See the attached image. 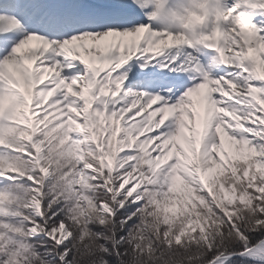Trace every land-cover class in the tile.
<instances>
[{"label":"snow or ice","instance_id":"snow-or-ice-1","mask_svg":"<svg viewBox=\"0 0 264 264\" xmlns=\"http://www.w3.org/2000/svg\"><path fill=\"white\" fill-rule=\"evenodd\" d=\"M0 264H264V0H0Z\"/></svg>","mask_w":264,"mask_h":264}]
</instances>
